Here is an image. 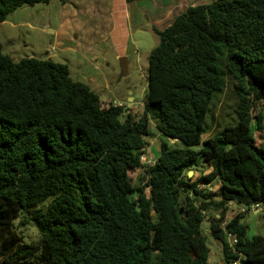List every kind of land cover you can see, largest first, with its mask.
<instances>
[{
    "label": "trees",
    "instance_id": "1",
    "mask_svg": "<svg viewBox=\"0 0 264 264\" xmlns=\"http://www.w3.org/2000/svg\"><path fill=\"white\" fill-rule=\"evenodd\" d=\"M50 1L0 0V23ZM154 30L134 116L103 108L67 64L14 61L0 44V264H210L205 221L224 264H264V237L248 236L243 221L264 207V143L253 128L264 131V0L191 5ZM229 83L236 121L204 137ZM151 121L160 148L147 165ZM199 160L210 171L192 179ZM20 218L36 240L16 234Z\"/></svg>",
    "mask_w": 264,
    "mask_h": 264
},
{
    "label": "rangeland",
    "instance_id": "2",
    "mask_svg": "<svg viewBox=\"0 0 264 264\" xmlns=\"http://www.w3.org/2000/svg\"><path fill=\"white\" fill-rule=\"evenodd\" d=\"M213 0H196V2L210 3ZM57 0H51L48 4L37 3L33 6H23L17 8L7 15V20L0 24V44L3 53L9 55L14 61L26 57L51 59L54 62L65 63L70 70V76L73 80L82 82L98 94L103 108L109 105H123L127 108L124 113L131 116L140 115L142 112L143 94L146 87V67L148 55L158 41L159 37L152 31L147 30L143 33L139 45L129 44L125 55L116 57L115 47L112 44L98 45L97 56L94 54L97 40L86 44L87 36L81 35L78 31L68 33V36H62L63 45L55 47L57 41L52 29L57 26L59 17ZM51 29H50V28ZM65 30H68L66 28ZM49 31V32H48ZM66 39V40H65ZM138 40V38H136ZM81 42L86 47L87 53L81 52V48H75L73 51L68 43ZM57 45V44H56ZM79 49V50H78ZM102 52V53H101ZM126 58V75L121 72L120 58ZM131 98V99H130ZM235 95L231 83L227 89L219 95L210 105L208 116L203 128L204 137L215 133L224 125L233 124L235 119ZM130 102V105L128 103ZM263 109L262 103H258L257 110ZM235 119V120H234ZM154 121H151L150 130L154 136H147L148 146L145 149L143 157L144 164H150L156 157L160 148V139L154 128ZM264 125V121H263ZM254 128V135L257 143H264V131H258ZM175 143V139H169ZM198 166L191 167L187 172L188 177L199 179L200 176L208 174L209 167L201 160ZM190 172V173H189ZM137 171L133 173L136 176ZM196 179V180H197ZM218 181L213 179L209 186L214 196L218 195ZM202 185V184H201ZM235 210L242 211L241 207H235ZM20 219L14 220L13 229L21 236L23 242L28 243L39 237L37 229L30 222L23 225ZM24 221V219H22ZM244 223L248 226L247 235L253 234L264 237V207H259L258 211L250 210L246 213ZM206 233V242L210 248L209 263L224 264L221 244L213 239L206 231L208 222L201 225ZM229 241V240H228Z\"/></svg>",
    "mask_w": 264,
    "mask_h": 264
},
{
    "label": "crops",
    "instance_id": "3",
    "mask_svg": "<svg viewBox=\"0 0 264 264\" xmlns=\"http://www.w3.org/2000/svg\"><path fill=\"white\" fill-rule=\"evenodd\" d=\"M57 2L59 9L56 14L59 21L56 19L57 26L52 29L53 32H50L56 37L55 47L66 42L62 36H68V33L76 30L81 35L87 36L86 44L94 39L97 40L96 45L92 47L95 49L91 50L94 51L95 56L98 45L112 44L115 47L116 57L125 55L129 44L140 46L143 43L142 35L147 30H152L154 33V29L163 30L188 6L200 4L196 0H66L65 2L57 0ZM66 28L68 30H65ZM68 44L67 46L73 51L76 50L75 48H81L84 55L89 52L86 51L89 47L81 42L71 41Z\"/></svg>",
    "mask_w": 264,
    "mask_h": 264
},
{
    "label": "built area",
    "instance_id": "4",
    "mask_svg": "<svg viewBox=\"0 0 264 264\" xmlns=\"http://www.w3.org/2000/svg\"><path fill=\"white\" fill-rule=\"evenodd\" d=\"M118 105V104H117ZM120 105V104H119ZM145 158L142 157L141 158V162H145ZM144 164V163H143ZM257 205H253L251 206L252 209H256ZM227 240H229V246L231 249H233V245L236 243V239L233 237V235H231L230 233L227 234ZM232 264H238V261H234Z\"/></svg>",
    "mask_w": 264,
    "mask_h": 264
},
{
    "label": "water",
    "instance_id": "5",
    "mask_svg": "<svg viewBox=\"0 0 264 264\" xmlns=\"http://www.w3.org/2000/svg\"><path fill=\"white\" fill-rule=\"evenodd\" d=\"M119 60L121 61V72H122L123 75H126V73H127V69H126V65H127L126 64V58L125 57H122ZM128 105H130V102L128 103ZM170 139H173V138H170ZM188 176H189V174H188Z\"/></svg>",
    "mask_w": 264,
    "mask_h": 264
},
{
    "label": "clouds",
    "instance_id": "6",
    "mask_svg": "<svg viewBox=\"0 0 264 264\" xmlns=\"http://www.w3.org/2000/svg\"><path fill=\"white\" fill-rule=\"evenodd\" d=\"M193 6V5H192ZM250 210H254V211H258L259 210V207H256V209H250Z\"/></svg>",
    "mask_w": 264,
    "mask_h": 264
}]
</instances>
